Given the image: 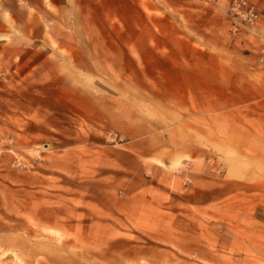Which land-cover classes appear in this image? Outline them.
Instances as JSON below:
<instances>
[{
  "label": "rangeland",
  "instance_id": "374dc122",
  "mask_svg": "<svg viewBox=\"0 0 264 264\" xmlns=\"http://www.w3.org/2000/svg\"><path fill=\"white\" fill-rule=\"evenodd\" d=\"M230 1L0 0V264H264V146L230 156L255 170L236 184L227 156L205 158L208 207L192 168L129 152L168 54L207 48L214 87L264 100V0H250L253 25ZM198 4L213 7L207 28L187 20ZM173 24L196 43L174 41Z\"/></svg>",
  "mask_w": 264,
  "mask_h": 264
},
{
  "label": "crops",
  "instance_id": "0c3cea01",
  "mask_svg": "<svg viewBox=\"0 0 264 264\" xmlns=\"http://www.w3.org/2000/svg\"><path fill=\"white\" fill-rule=\"evenodd\" d=\"M257 1L263 3V0ZM189 8H192L195 14L189 11L188 22L196 24L197 21H204L207 28V22H210L213 16L212 5L198 4ZM200 12L202 14H199ZM173 31L174 35L171 36L174 41L185 43L187 40L188 44L196 43L193 36L180 34L174 24ZM159 33L164 37L165 29H159ZM204 44H207V39ZM62 48L72 49L63 44ZM52 53L58 54L57 51ZM167 58L172 63V69H167V72L164 69L158 75L162 83L159 85L161 87L156 89L159 94L155 102L158 105L146 107L141 104L140 112H136L140 116L141 127L128 137L132 141L129 152L134 160H137L138 156L142 157L144 167L149 169L155 168L154 160L162 162L166 169L179 163L192 168L194 172L189 177L193 184L189 188L195 189V193L191 198L196 204L208 207L212 205L213 199L211 180L204 176L205 158L212 153L227 156L228 165L225 170L226 173L231 172V176L225 177L224 184H236L238 177L246 176L247 173L252 177L249 173L254 172V168L247 172L246 165L237 159H231L230 156L248 155L245 152L249 151L252 160L255 155L261 154L259 149L264 146V118L256 115L254 109L251 113L248 108L258 106L264 115V100H259L252 89L250 92L253 97L244 99L229 93L233 91L230 88L214 87L213 54L207 48H194L187 54H181L179 58L170 57L168 54ZM48 73L57 74L56 71ZM259 88L264 91V83ZM150 98L155 97L151 95ZM129 113H126V120L129 116H138L134 115L133 111L130 115ZM231 113H236V121L230 119ZM217 119L221 121L220 126L217 125ZM155 137L163 143L151 146L149 142L146 147L145 141ZM138 142H141V147L135 146Z\"/></svg>",
  "mask_w": 264,
  "mask_h": 264
},
{
  "label": "built area",
  "instance_id": "2783aa9c",
  "mask_svg": "<svg viewBox=\"0 0 264 264\" xmlns=\"http://www.w3.org/2000/svg\"><path fill=\"white\" fill-rule=\"evenodd\" d=\"M229 13L240 21L242 24L253 25L259 18V12L250 0H231L229 3ZM237 29V25L233 26ZM12 138L9 139V143ZM8 152H12V148H5ZM0 149V153H1ZM211 160V159H209Z\"/></svg>",
  "mask_w": 264,
  "mask_h": 264
}]
</instances>
